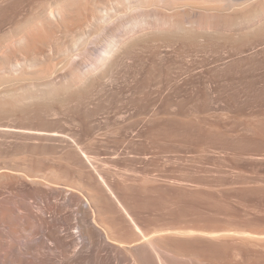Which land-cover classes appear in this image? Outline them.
Wrapping results in <instances>:
<instances>
[{"label": "bare ground", "instance_id": "bare-ground-1", "mask_svg": "<svg viewBox=\"0 0 264 264\" xmlns=\"http://www.w3.org/2000/svg\"><path fill=\"white\" fill-rule=\"evenodd\" d=\"M14 7L3 12L0 25L15 19ZM14 30L16 34L0 46V76L49 77L37 83L32 99L55 96L65 103L109 82L120 85L111 95L127 100L137 116L138 111L159 109L164 99H226L228 108L234 106L239 113L246 107L264 110V0H39ZM16 96L18 101L20 94ZM38 106L53 110L50 102ZM0 107L2 117L10 121L15 114L11 107L6 108V101ZM207 108L205 114L198 108L199 114H208ZM36 115L41 117L42 112ZM181 116L183 121L188 118ZM193 116V124L188 119L185 124L196 126L195 121L203 119ZM2 119L0 264H180L204 258L206 264H220L228 254L225 245L226 252H220L219 244L225 243L209 241L220 232H196L142 219L141 212L159 203L113 182L72 132ZM259 124L264 128V122ZM81 151L94 175L81 173ZM195 234L209 239L201 241ZM199 245L204 251L199 247L201 253L197 252L202 257L205 253L203 258L192 252ZM235 256V264H241V257Z\"/></svg>", "mask_w": 264, "mask_h": 264}, {"label": "rangeland", "instance_id": "rangeland-1", "mask_svg": "<svg viewBox=\"0 0 264 264\" xmlns=\"http://www.w3.org/2000/svg\"><path fill=\"white\" fill-rule=\"evenodd\" d=\"M38 1H0V19L6 9L14 6V10L19 13L15 19H8L1 23L0 46L6 43V38L9 35L16 34L15 24L27 16ZM95 34L96 32L92 35ZM48 78L39 80L34 78L33 74L18 75L17 73L0 76V102L5 103L6 101V108L11 107L10 111L15 113L10 117V121L14 120L12 122L18 125L34 126L39 124L72 132L81 141V149L86 153L90 152L93 156L91 158L97 160L96 162L105 170L107 176L111 177L113 182L119 186L127 185L136 190L141 199L149 198L159 203L158 208L156 206L147 212H141L142 219H152V223L156 222L164 226H180L184 229L191 227V229H195L194 231L197 230L196 232L212 231L214 234L220 232L216 238L214 236L209 239L208 235L206 238L209 241L213 239L214 243L217 241V244L225 243L219 244V248L220 252L228 250V254L227 252L224 254L229 257V263L228 258H224L223 252L221 260L227 261L228 264H235L236 260L232 258L237 255L236 258L240 259L241 257V264H264V132L261 133L263 139L259 134L264 130L259 124L264 122V110L261 113L260 107L255 106L251 108L252 110L246 107L247 109L244 108L240 115L239 111H237L238 114L234 110V106H229L234 112L229 110L228 105L230 104L226 99L204 100L205 102L202 99L192 101L164 99L159 102L162 103L159 109L156 108L154 111L150 109V111L147 110L148 112L138 111L139 116H137V114L134 115L135 111L132 110L131 106L127 105V100L111 95V92L120 85L117 86L109 82L96 86L95 89L82 95L78 100L71 99L65 103L56 101L55 96H44L40 100L32 99L30 94L39 88L37 83ZM17 94H20L18 101L16 100ZM47 102H50L52 111L50 108L44 109L38 106ZM202 103L208 106L204 107L201 105ZM231 103L234 105L236 102ZM1 108L0 112H3L4 110ZM198 108L200 111L202 110V113L204 111L203 114L206 113L207 108L209 115L206 114L205 116L207 118L211 116V118L206 121L205 116L199 114ZM204 108L205 110H203ZM187 109L189 113H186ZM254 110L260 115L252 112ZM38 112H42L41 117H37ZM191 112L193 115L196 114L197 119H201L203 116L202 120H205L202 127L199 126V122L201 123L202 120L195 121L198 125L194 126L197 127V130L199 129L197 134L195 133L196 128L191 125L194 118ZM23 113L25 114L21 116ZM3 114H1L0 119L3 118ZM182 114L183 117L186 115L187 117L192 115V117H185L188 120L183 118L185 120L183 121L181 119ZM25 115L31 117L26 118ZM174 118L176 119L174 120ZM3 119L4 123L10 122L9 118ZM172 119L173 121H171ZM219 119H223V121L220 122ZM260 119L263 121L260 122ZM186 120L191 123L185 124ZM212 120H215L214 124ZM217 121L219 124L215 123ZM179 122L184 126H181ZM205 122L207 125H204ZM224 122L225 125H223ZM208 123L212 126L210 129H207L209 128ZM235 123L239 126L236 127L237 124ZM252 124L260 126L255 125L259 129L261 128L258 131L256 130L257 127L256 129L254 126L252 128L261 138L253 134ZM185 126H189V128L187 127L189 131H186L188 129ZM204 126L206 128H203ZM235 127L239 129L237 130ZM229 128L231 132H229ZM191 129H194L192 131L195 136L190 131ZM216 132L217 136L226 132L232 136L228 137V135L223 134L224 136L222 135V138L219 136V138L215 135ZM190 133L191 135H188ZM212 137H216V140L212 139V141L214 140L213 143L210 141ZM230 138L234 139L236 145H231L233 142ZM6 139L11 142L23 141L18 137H7ZM223 139L224 142H222ZM243 140L249 142L245 144ZM205 141H210V143L206 144ZM83 154L81 151V173L84 175L89 172L94 175L91 162L86 157L83 159L85 156ZM133 176L138 180V184L135 183ZM135 185L137 189H135ZM222 231L224 233L221 234ZM225 231L231 233L228 235ZM234 232L238 234H232ZM198 235L201 236V241L204 240L205 235L203 237L201 234H195L194 237ZM180 237L186 238L187 236ZM194 237L191 236V238ZM222 245L227 246H223L226 250L222 249ZM199 247L200 245L198 249L195 247L192 252L203 258L205 253L202 252L204 253L202 257L203 254H200V250L204 251V248L201 246L200 248L203 250H199ZM197 251L200 252L199 255L201 256L198 255ZM204 259H199L203 262L196 260L193 262L206 264L207 261ZM221 260H219L220 264H226L225 261L221 263ZM187 262L180 264H193L191 261Z\"/></svg>", "mask_w": 264, "mask_h": 264}]
</instances>
